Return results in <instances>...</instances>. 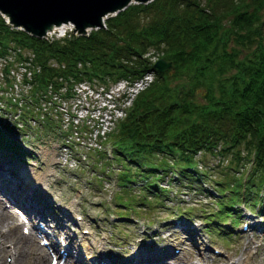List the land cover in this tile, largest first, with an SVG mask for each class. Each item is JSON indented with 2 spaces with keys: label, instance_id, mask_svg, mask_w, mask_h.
<instances>
[{
  "label": "trees",
  "instance_id": "1",
  "mask_svg": "<svg viewBox=\"0 0 264 264\" xmlns=\"http://www.w3.org/2000/svg\"><path fill=\"white\" fill-rule=\"evenodd\" d=\"M0 42L12 47L1 64L0 102L17 111L26 128L24 118L39 116L37 134L41 127L53 133L55 123L64 125V133L87 138L98 126L96 119L72 123L68 107H57L65 103L71 86L104 82V77L109 82L133 80L151 72V79L121 109L123 115L111 119L107 130L93 135L94 145L87 146L104 162L98 144L106 140L114 146L112 166L121 193L114 192L113 198L118 205L129 206L122 197L134 185L142 192L140 204L147 205L146 192L160 202V190L149 188L147 178L162 180L176 163L185 167L177 178H191L197 186L194 157L204 151L229 155L230 172L250 164L246 200L254 183L258 188L263 180L264 0H150L106 17L104 28L50 40L10 29L0 17ZM154 57L171 66L154 70ZM14 83L27 84V101L20 93H3L5 87L15 91ZM1 143L17 150L0 135ZM140 175L144 183H137ZM228 180L232 184L225 185L235 188L231 197L239 200L238 177Z\"/></svg>",
  "mask_w": 264,
  "mask_h": 264
},
{
  "label": "rangeland",
  "instance_id": "2",
  "mask_svg": "<svg viewBox=\"0 0 264 264\" xmlns=\"http://www.w3.org/2000/svg\"><path fill=\"white\" fill-rule=\"evenodd\" d=\"M136 3L137 2L130 1L128 5L136 4ZM115 14L116 13L107 14L106 17L113 16ZM66 27L67 25H60L59 27L54 28L52 31H49L44 36L39 38H45L50 40L57 35L60 34L62 35L63 33H67V35L74 34V32L70 28H66ZM18 30L21 31V29ZM16 75L18 77V74ZM150 76L151 73H147L146 78H150ZM123 83L124 82H122V79H120L119 81L116 80L114 82L111 81L110 84L108 85V88L105 89V92L102 94L101 91H99L100 89H97L98 91L96 92L91 91V88H89L86 84L81 82L79 85L76 86V90L79 93L78 97L74 100L73 99L71 100V98L68 99L66 98L65 104L69 105L68 111L69 113H72L74 115L73 122L82 121L81 119H83L84 114L92 118H97V120L99 121V127L96 128L97 130L92 129L90 132L91 133L90 136H87V138H85L84 136L81 137L82 139L80 137L75 138L74 137L75 134L73 135L70 133H64V128H63L64 126L61 125L59 128L58 125H56L55 123H53L52 125L55 131L53 133L51 132V134L49 132L42 130V127L40 128L41 130H38L41 131V134L40 133L37 134L36 132L37 126L28 127V129L21 127V130L25 131L24 134L22 133L23 139L26 142H28V145L31 148L36 149L34 152L36 158L28 160L23 157L20 158L18 156H15L14 158H11V161H8L7 163H0V167L2 166V168H6L7 166H11L13 170L10 172V174H12L14 171L17 173V175L22 172V174L18 175L15 178V183L17 184V186H19L18 188L21 190L20 191L21 196L24 197L26 196V198L31 199V208L33 211L45 212L46 217L50 219V215H48V212L50 213V210L46 208V206L50 204V198L52 197L54 198V200L61 201V199L66 197L67 195L70 198L71 202H74V205L82 209L83 212L85 213L90 214L91 209H93L95 213H98V215L101 218H103V213H101L102 204L106 203L104 206H108L110 207L111 211L112 210L114 211L117 217V221L124 222L126 226L128 223L131 222V218L133 216H140L141 218H144L143 220L145 221H150V222L155 221L154 224L156 223L162 224L161 225L162 230L163 229L167 230L168 228L166 225L170 222V218L167 217L168 215H172V216L175 215L174 214L176 211V208H174V206L176 205L175 203H177V205L179 206L178 209L180 211L183 210V213L186 215L188 213L195 214L196 206H199L202 212L208 213L210 209L209 201L213 202V200L209 199L208 196L211 195V191H213L214 193V191L217 192L219 189L217 187H214V185H218L219 187L226 186L225 183L231 185L232 183L230 184V180L226 181L227 178L232 176L237 178L236 176L237 173L244 172V170L240 171L242 165L238 167L237 171L233 170L230 172V170L227 169L228 168L227 162H229V155L228 156L220 155V154L212 155L211 153L204 151L197 153L195 155L194 159L196 161L194 165L197 166L198 171H201L200 173H204L205 175H207L206 178H203L204 180L202 182H198L200 186L204 185L206 187L205 190H202L199 186H196V183L191 178L190 179L187 178L184 181L177 179L174 184L175 187L174 190L173 188H170L171 182L169 183L166 182L170 180L168 178L169 173H167L165 176L162 177V181L158 182L160 187L165 189V191L162 189L160 191L161 194H159L162 197V201L163 199L165 200L164 204H162L163 206L156 203L152 199V195H148L147 192L144 198L147 205L140 204L138 199L135 197L136 196L135 193L137 192L136 185L132 186V189H129L130 191L126 192V195L122 197V201L124 200L129 201L128 207L120 206L117 204V202H114L113 204V193L114 192H115L114 194L121 193V191L119 190L118 186H116L115 183H113L114 181L113 176L111 175L107 177V174L105 173L109 171L108 174H112L115 171V168L114 166L113 168H110L108 163L106 168H102L101 166L105 165V162L103 160L95 158V151H92V149H88L87 146L94 145L92 139L95 133L100 134L103 130L106 129L108 125L107 123L110 122V119L109 121L106 119H108L110 116L111 117L116 116L117 114L121 115L120 110L116 109L115 107V102L117 101L115 97L119 99L122 95V92L127 91L126 97L122 96L123 101L121 102V105L124 108L126 106L128 107L131 98L134 92L136 91V88L142 86V82L139 79L134 81V83H132L128 88L125 86L123 87ZM2 85L3 82L0 81V87H2ZM5 88L9 91L11 95L18 97V95H16L17 91L15 92L14 88L12 89H9L8 87ZM6 92L7 91L4 90L3 93ZM21 98L23 99L22 95ZM83 98H85L86 100H84ZM74 102H77L78 104L76 105V103ZM81 104L83 105L81 106ZM57 107L59 109H63L62 105ZM110 111H111V115H110ZM1 116L2 118L4 117V119H6L8 122L11 123L16 122V120H14V116H15L14 112L3 111V113L0 112V117ZM67 117L69 116L67 115ZM64 121H65V117L63 118V122ZM33 124L34 123L32 122V125ZM14 125L15 127L13 129L19 135H21L19 131L20 126L18 124H14ZM70 135H73L74 137V139L72 140V144L67 142V141L69 142L71 141L69 140ZM79 139H81V141ZM104 142H106V140ZM103 145L105 148H107V144H103ZM103 145H101L100 147H103ZM7 148L8 147L2 146V144H0L1 155H3V150L9 151V149ZM102 151H104V149H102ZM247 165H249V163L245 164V166ZM47 170L51 172L49 174H46ZM0 174H1L0 176H2L5 174V172H0ZM4 177L7 178V175L5 174ZM22 177L24 178L22 179ZM151 177L152 176H149L147 180L150 181L152 179ZM33 179L36 180L34 181ZM187 181H190L189 182L190 185L185 184ZM43 187L49 189L50 191H53V194L52 195L43 194L46 193V191H43ZM151 187L152 185L150 183L149 188ZM173 190L175 192H173ZM252 191L254 192V188L252 189ZM260 193L261 191H259L258 194L256 193V196L254 195L252 196V199L260 198L259 200L260 203H258L260 207L258 208V211L256 213L253 212V214L252 215L249 214L248 217L250 224L258 225L259 227V223L261 221L262 223L260 224V226H262L263 228L261 231L262 233H259L254 229H252V233L254 235L257 234V236L261 238L260 239L261 243L256 242L258 244L257 247L258 249L255 253V257L252 258L251 264H264V221L261 220V218L264 217V196L262 195L263 193L261 195ZM225 195H227V193H225ZM225 198L226 197H224L223 199ZM75 200H77L76 203ZM219 200H222V198L219 197ZM78 201H80V204H78ZM92 202L96 204L91 205L90 203ZM59 203L55 204V206L58 205ZM168 205L170 206L171 214H169V211L166 208V206L168 207ZM42 206L45 208V210L44 209L42 210ZM53 209H54V204H52L51 210ZM120 214H127V216H124L123 218L119 216ZM213 214L214 211L211 212L210 214L211 216L207 218V221L209 220L212 221L214 219ZM0 215H2V213H0ZM182 216L177 217L176 215V220L182 221ZM83 217L87 221H91L90 219H94L90 216L85 217L83 215ZM151 217L153 219H151ZM104 225L106 229L110 228L108 220H105ZM153 225H150L148 227L145 226L144 229L141 228L143 229V235H144L143 237L146 238L145 243H147L148 240L151 238L155 240L156 247L165 245L166 239L169 236L172 237L173 235L169 234V236H167L168 234H166V232H156V235L154 236V234H152ZM121 227L123 229L121 230L123 233L125 229L133 230V232L130 234L129 237L135 235V232L137 230L136 227H131V226H127L125 228V226L122 225ZM187 228L188 227H185L182 224L177 227L175 226L170 227V229L174 230L177 237V238L172 237V240L174 241L173 245H177L180 248V250L178 251V255L172 256L170 258L171 263L178 264L179 262L182 263L187 262L186 264H192L191 262L192 260L198 259V257H203L208 261V263L216 264L207 257L208 253L204 249L202 250L199 249L200 247L199 245L196 248L198 255L195 259H191L194 258L193 255L194 251L191 254L185 251H183V253L181 252V248L182 249L189 248L191 251L193 250L192 249L193 245L191 244V242H189V239H187L188 238ZM201 230H202L201 232L202 235L201 234L200 235L202 238L200 242L203 239H205V241L209 242L210 244L219 245L223 247L228 254L233 255L234 258L237 257L239 258L240 255L242 254L241 252L243 248L247 245L246 238L243 236V234L242 235H235L234 233L226 234L221 226L215 227L212 222L206 223V225L202 227ZM140 244L143 245L144 243H140ZM218 259H221V257H218L215 260L218 261V263H224V261L219 262ZM162 261L163 260H156L155 264H164V262L161 263ZM241 264H244V261Z\"/></svg>",
  "mask_w": 264,
  "mask_h": 264
},
{
  "label": "water",
  "instance_id": "3",
  "mask_svg": "<svg viewBox=\"0 0 264 264\" xmlns=\"http://www.w3.org/2000/svg\"><path fill=\"white\" fill-rule=\"evenodd\" d=\"M130 1L149 0H0V14L7 23L35 37L46 34L51 25H69L75 34L103 27L107 14H114ZM171 63L157 58L152 68L163 71Z\"/></svg>",
  "mask_w": 264,
  "mask_h": 264
},
{
  "label": "bare ground",
  "instance_id": "4",
  "mask_svg": "<svg viewBox=\"0 0 264 264\" xmlns=\"http://www.w3.org/2000/svg\"><path fill=\"white\" fill-rule=\"evenodd\" d=\"M58 25H51V27L49 28V29H47V31H46V33H48L49 31H52L54 28H56ZM119 81V80H118ZM119 85V84H118ZM116 86H117V84H116ZM121 86V85H120ZM108 88V87H107ZM114 88V87H113ZM111 91V90H110ZM88 92V91H87ZM113 92V91H112ZM93 94V93H92ZM85 96H86V94H85ZM87 98V97H86ZM111 99V98H110ZM103 100V99H102ZM99 101V100H98ZM108 102V101H107ZM112 103V102H111ZM109 106V105H108ZM73 108V107H72ZM91 110V109H90ZM108 110V109H107ZM87 111H88V109H87ZM105 111V110H104ZM111 112V111H110ZM103 114V113H102ZM73 116V115H72ZM80 117V116H79ZM96 117V116H95ZM92 120V119H91ZM106 120H108V119H106ZM111 121V120H110ZM97 127V126H96ZM98 132V131H97ZM7 166V165H6ZM2 167V166H1ZM13 167V166H12ZM19 168V167H18ZM1 175V174H0ZM5 175V174H4ZM27 176V175H26ZM37 177V176H36ZM24 178V177H23ZM30 179H32V178H30ZM34 181L36 180V179H33ZM23 182V181H22ZM32 188V187H31ZM52 190V189H51ZM26 194V193H25ZM0 216H4L3 214L2 215H0ZM15 227V226H14ZM188 230V229H187ZM158 243V242H157ZM172 245V244H171ZM186 256V255H185ZM144 256H142V257H140V260H143L142 258H143ZM148 259V258H147ZM161 263H163V261L161 262Z\"/></svg>",
  "mask_w": 264,
  "mask_h": 264
}]
</instances>
